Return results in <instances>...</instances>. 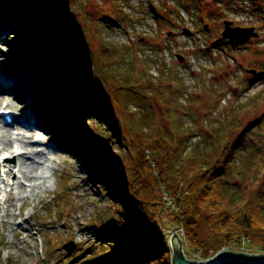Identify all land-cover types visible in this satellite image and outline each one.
Here are the masks:
<instances>
[{
	"label": "rangeland",
	"instance_id": "374dc122",
	"mask_svg": "<svg viewBox=\"0 0 264 264\" xmlns=\"http://www.w3.org/2000/svg\"><path fill=\"white\" fill-rule=\"evenodd\" d=\"M201 2L202 13L187 0H0V64L16 79L12 91H8L11 98L0 100V109L7 107L13 112L14 125L7 127L8 140L15 149L20 138L17 135H22L19 130L25 128L20 125L24 120L34 125L35 118L45 129L28 127L37 134L31 138L35 150L34 154H24L22 160L34 162L39 169L28 174L21 167L31 178L30 183L17 173L16 159L6 165L5 155L0 154V264L84 263L86 247L95 235L87 222L109 207L104 188L84 166L89 150L81 140L72 141V136L82 133V127L76 128L73 113L66 107L67 99L57 94L56 87L52 97L45 95L34 82L43 85L40 72H31V67H51L50 73L58 78L53 83L56 85L63 72L69 75L74 60L76 71L104 76L108 89H114L119 84L117 73H122L130 62L135 63L134 57L146 58L150 62L149 85L135 87L138 93L133 98H122L131 119L114 111L118 121H123L118 128L127 133L125 124L135 122L138 115H150L158 121L157 128L168 133L170 127L181 134L189 149L208 141L215 130L221 134L220 126L234 111L241 113L239 122L244 125L263 116L264 101L260 97L259 106H250L248 114H243L241 107L250 97L264 92V0ZM227 20H232V26L252 27L257 37L232 46L220 37L223 21ZM45 39L49 41L44 45ZM35 54L40 58L34 59ZM179 56L183 57L181 62ZM118 63L122 64L117 67ZM137 69L144 70L141 66ZM248 69L256 74L247 75ZM162 73L174 76L181 87L178 106L173 109L178 115L168 120L162 112L170 105L161 103V95L154 92V83ZM173 84L165 83L169 93L176 91ZM6 99L11 101L10 106ZM50 100L56 103L51 109L45 104ZM17 106L25 110L21 116ZM76 115L86 125L104 128L93 117ZM1 125L0 138L8 141L2 137ZM184 131L188 133L182 134ZM67 132L71 137L66 136ZM144 133L149 135L151 131ZM126 135L128 139L133 137L129 132ZM110 149L128 171L133 162L123 147L113 143ZM36 152L44 153L46 158H39ZM7 171L12 174L6 177ZM260 186H264L263 172L255 188ZM140 196L149 198L146 193ZM167 222L172 220L164 224L169 227ZM174 229L183 236L182 229ZM163 230L168 239L171 233L168 228ZM69 243L74 245L72 251L65 248ZM229 249L264 254V244L250 248L231 244L221 250ZM185 255L195 261L205 259L196 249Z\"/></svg>",
	"mask_w": 264,
	"mask_h": 264
},
{
	"label": "trees",
	"instance_id": "16d2710c",
	"mask_svg": "<svg viewBox=\"0 0 264 264\" xmlns=\"http://www.w3.org/2000/svg\"><path fill=\"white\" fill-rule=\"evenodd\" d=\"M187 1L202 13V0ZM45 40L44 45L49 41ZM33 58L40 57L35 54ZM134 58L135 63L130 62L122 73L116 74L119 84L114 89H108L104 76H96L93 71L85 74L76 71L74 60L69 75L63 72L56 85L53 83L58 78L50 73L51 67L49 70L48 67L41 70L43 66L30 68L31 72H40L43 85L34 82L45 95L52 97L56 87L57 94L67 99L66 107L73 113L76 128L82 127V133L72 136V141L81 140L89 150L84 166L109 199L108 209H102L103 213H96L100 215L87 222L95 235L86 247L87 258L82 264H172L171 249L163 230L169 220L172 222H167L168 225L182 228L186 254L196 249L207 258L231 244L248 248L263 245L264 186H255L264 173V114L263 120L258 117L244 125L239 122L241 113L234 111L220 126L221 134L215 130L208 141L193 149H189L176 130L169 127L167 133L157 128L158 121L150 115L146 118L138 115L135 122L125 124V130L133 134L128 139V132L118 128L123 121H118L115 112L131 119L123 108L122 98L135 97L138 93L135 87H142L150 80V62L146 58ZM138 66L144 70L139 72ZM174 80L169 73H162L154 83L155 94L161 95L159 101L170 105L162 112L165 120L178 115L173 109L178 106L181 87ZM168 81L176 84V91L168 92L165 88ZM258 97L264 101V92L250 97L241 107L243 114H248L250 106H259ZM45 104L48 107L50 104V109L56 106L51 100ZM76 113L101 121L104 128L84 124L86 121L79 120ZM148 129L149 135L144 133ZM66 136L71 137L68 132ZM113 143L123 147L132 160L128 171L122 168L117 153L111 151ZM142 193L149 198L141 197ZM164 194L171 205H164Z\"/></svg>",
	"mask_w": 264,
	"mask_h": 264
},
{
	"label": "water",
	"instance_id": "95a60500",
	"mask_svg": "<svg viewBox=\"0 0 264 264\" xmlns=\"http://www.w3.org/2000/svg\"><path fill=\"white\" fill-rule=\"evenodd\" d=\"M221 35L233 44H244L251 38H256L257 33L252 27L232 26L231 21H224V29ZM181 62L183 57L179 56ZM247 73L254 76L256 71L248 69ZM163 207L161 206V212ZM168 231L171 233L168 239L172 253V264H264V254L249 255L241 252L220 251L206 261H194L188 259L183 253L182 239L177 236L172 225H169ZM66 250L72 251L74 245L71 243L65 245Z\"/></svg>",
	"mask_w": 264,
	"mask_h": 264
},
{
	"label": "bare ground",
	"instance_id": "6f19581e",
	"mask_svg": "<svg viewBox=\"0 0 264 264\" xmlns=\"http://www.w3.org/2000/svg\"><path fill=\"white\" fill-rule=\"evenodd\" d=\"M1 37V34H0ZM3 68V67H2ZM12 77V78H11ZM2 80V81H1ZM16 79L14 80L12 74H7L6 72H4L3 70H0V100H4V97L7 98H11V96L9 95L8 91L11 89L12 91V86L15 84ZM5 101H7L8 103L6 104L7 106H10V100L6 99ZM17 104V103H16ZM17 108V109H16ZM15 109L19 112V116H21V114L24 113V109L17 106ZM7 109V107L5 108ZM4 109V110H5ZM17 116V115H16ZM25 117H27V115H24ZM32 120L34 121V125L32 123H29L28 121L24 120L25 122H21V127H25L24 130H22L23 128H21L19 131L22 135H17V137L19 136L20 138L18 139L19 141H16V148L13 149V147L10 144V141L8 140L7 137V125H4L2 123V121H0V123H2L1 127L3 129V134L2 137H6V139L8 141H5L3 139L0 138V154L1 155H5L3 156V163H5L6 165H10V163L13 161L14 163V159H16V163H18V168H17V173L20 174L27 182L31 181V178L29 176H27L26 172L22 171L21 167H25L26 170L31 173V171L36 167V164L34 162H25L22 160L23 155L26 153H32L34 154V150H35V146H34V142H32L31 138H35L36 137V131H32V129H29L28 127H39V129L45 131L44 127L42 126V122L40 123H36L35 118H32ZM38 129V130H39ZM42 141V140H41ZM47 150V153L51 152L50 149H45ZM16 151H18V153H16ZM40 152V150H39ZM46 153V154H47ZM39 158H46V155L44 153H35ZM22 161V162H21ZM39 170L38 168L34 169V172L36 173V171ZM6 177L8 175H11L12 172L11 171H7L5 172ZM34 180H36V176L33 177ZM30 183V182H29ZM26 188V187H25ZM173 226V225H172ZM176 233V232H175Z\"/></svg>",
	"mask_w": 264,
	"mask_h": 264
},
{
	"label": "built area",
	"instance_id": "2783aa9c",
	"mask_svg": "<svg viewBox=\"0 0 264 264\" xmlns=\"http://www.w3.org/2000/svg\"><path fill=\"white\" fill-rule=\"evenodd\" d=\"M164 199L167 201L168 205H171V201L168 200V198L166 196H164Z\"/></svg>",
	"mask_w": 264,
	"mask_h": 264
}]
</instances>
